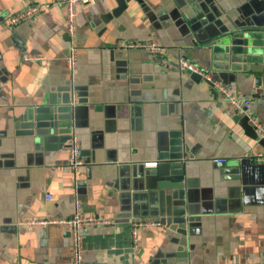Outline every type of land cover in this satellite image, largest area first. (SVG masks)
<instances>
[{"label": "crops", "instance_id": "crops-1", "mask_svg": "<svg viewBox=\"0 0 264 264\" xmlns=\"http://www.w3.org/2000/svg\"><path fill=\"white\" fill-rule=\"evenodd\" d=\"M31 5L45 10L8 26ZM116 7V0L77 7L78 103L62 135L34 141L19 127L28 110L52 93L58 101L68 93L65 4L0 0V264H72L67 227L30 231L23 222L70 217L76 198L85 214L113 220L82 230L85 264H264V162L251 159L244 177L233 180L213 160L264 152V137L256 128L250 136L240 124L244 115L221 92L176 65L185 57L250 97L252 114L264 124V96L253 74L227 68L214 74L211 47L196 41L205 31L197 36L185 22L201 13L229 29H262L264 0H131L120 13ZM124 41H155L162 56L117 46ZM73 132L85 160L77 182L68 166ZM174 140L185 153L190 211L183 259L170 227L171 190L159 187L164 177L152 172L164 165L160 150L170 152ZM141 220L163 226H138L135 243L133 224Z\"/></svg>", "mask_w": 264, "mask_h": 264}, {"label": "water", "instance_id": "water-1", "mask_svg": "<svg viewBox=\"0 0 264 264\" xmlns=\"http://www.w3.org/2000/svg\"><path fill=\"white\" fill-rule=\"evenodd\" d=\"M130 1L116 0L115 12L124 11ZM185 22L189 32L193 31L197 35L199 30L205 31L206 38L196 41L211 47L210 63L216 69L214 74L218 72V69L224 68L252 73L255 89L260 97L264 96V28L229 29L219 26L215 22L211 23L201 13L192 19L187 18ZM67 91V95H63L60 101L56 99L55 93H52L47 103L28 110L19 125L20 128L25 129L23 133L33 137L34 141H41L48 134L62 135L67 127L66 122L71 120V114L75 107L69 104V86ZM240 124L250 136L256 133L255 127L247 116L241 117ZM160 151L158 158L164 165H161L160 170H152V172L164 177L159 182V187L171 190L173 208L170 227L179 235L178 256L183 259L188 256L184 248L187 245L186 236L189 222L187 215L190 212L186 208L188 202L185 200V153L179 140L172 141L170 152H167L165 148ZM250 160L251 158L246 157L233 162H219L218 166L226 178L238 180L244 177ZM259 165L263 166L264 164Z\"/></svg>", "mask_w": 264, "mask_h": 264}, {"label": "built area", "instance_id": "built-area-1", "mask_svg": "<svg viewBox=\"0 0 264 264\" xmlns=\"http://www.w3.org/2000/svg\"><path fill=\"white\" fill-rule=\"evenodd\" d=\"M65 4V31L69 38V47L66 56V68L68 72V86L70 88V102L74 107L78 103L79 92L77 88V64L79 48L76 44V21H77V7L83 4L95 3L96 0H63ZM45 7L40 5H31L25 10L14 14L8 23V26H15L23 21L34 18L37 14L43 12ZM121 48H141L149 52L152 56L161 57L163 47L155 41H124L117 45ZM33 59H40L39 57H29ZM170 63L168 60L165 61ZM172 64V63H171ZM176 65L180 69H187L194 73L201 75L206 79L217 91L221 92L223 97L228 100L232 108L238 113L247 116L253 126L264 137V124L257 120L251 112L252 99L250 97H239L231 90H229L221 81L214 79L212 75L199 69L195 64L186 59L179 57ZM68 166L74 174L75 182H77V173L79 169L84 166L85 160L82 156V147L79 137L73 132L70 137L68 146ZM257 162H264V152H257L248 156ZM216 162H227L226 157H218L213 159ZM157 162H150L147 165H156ZM50 198V194H47ZM75 210L70 217L66 218H32L25 220L23 223L28 226L31 231L37 225L46 226L48 224H59L65 226L70 231L71 236V262L72 264H85L84 252V235L82 230L91 226H104L113 223V220L101 215L85 214L80 199L76 198L74 202ZM138 226H158L162 227V222L159 220H141L133 224L132 235L133 241L136 243L138 239Z\"/></svg>", "mask_w": 264, "mask_h": 264}]
</instances>
